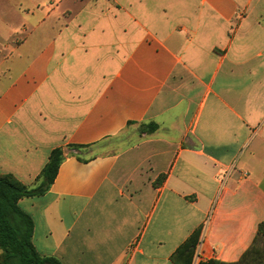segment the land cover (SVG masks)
Returning a JSON list of instances; mask_svg holds the SVG:
<instances>
[{"label": "crops", "instance_id": "crops-1", "mask_svg": "<svg viewBox=\"0 0 264 264\" xmlns=\"http://www.w3.org/2000/svg\"><path fill=\"white\" fill-rule=\"evenodd\" d=\"M56 1L0 74V174L34 187L64 150L18 203L36 251L173 264L203 226L200 261H240L264 221V0Z\"/></svg>", "mask_w": 264, "mask_h": 264}, {"label": "trees", "instance_id": "trees-1", "mask_svg": "<svg viewBox=\"0 0 264 264\" xmlns=\"http://www.w3.org/2000/svg\"><path fill=\"white\" fill-rule=\"evenodd\" d=\"M156 123H149L141 132L153 133ZM71 148H78L70 146ZM64 159L63 148L54 149L34 187H28L11 174H0V264H62L54 257L40 255L32 242L34 224L30 215L18 205L26 197L44 194L54 182ZM203 226L197 228L171 255L173 264H193L201 242ZM199 264H264V221L258 225L250 248L236 263L215 260Z\"/></svg>", "mask_w": 264, "mask_h": 264}, {"label": "rangeland", "instance_id": "rangeland-1", "mask_svg": "<svg viewBox=\"0 0 264 264\" xmlns=\"http://www.w3.org/2000/svg\"><path fill=\"white\" fill-rule=\"evenodd\" d=\"M41 5V11L48 9L49 3L57 4L56 0H0V74L11 67V62L17 53L18 42L24 40L31 33L32 27L28 24L25 30L23 25L30 23L29 11ZM40 14V13H39ZM42 29L35 30L33 35H41ZM3 77L0 78V90L3 86Z\"/></svg>", "mask_w": 264, "mask_h": 264}, {"label": "built area", "instance_id": "built-area-1", "mask_svg": "<svg viewBox=\"0 0 264 264\" xmlns=\"http://www.w3.org/2000/svg\"><path fill=\"white\" fill-rule=\"evenodd\" d=\"M198 249H199V247H198ZM198 249H197L196 256H195L193 264H199V262H201L200 261V252H199Z\"/></svg>", "mask_w": 264, "mask_h": 264}]
</instances>
